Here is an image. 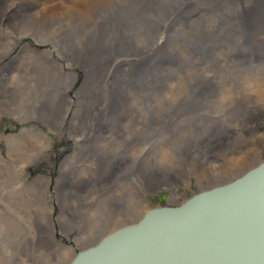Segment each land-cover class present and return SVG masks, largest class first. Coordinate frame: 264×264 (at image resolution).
<instances>
[{"label":"rangeland","instance_id":"1","mask_svg":"<svg viewBox=\"0 0 264 264\" xmlns=\"http://www.w3.org/2000/svg\"><path fill=\"white\" fill-rule=\"evenodd\" d=\"M21 1L19 6L25 2ZM114 1L112 0L113 5L127 6L128 0H116L115 4ZM229 1L197 0L196 3L194 0L195 7L191 6L192 3L190 8L179 11L180 13L176 11L178 18L172 16L173 19L168 15L158 20L152 16L146 27V30H150L153 24L152 36H146L151 43L145 51L148 49L147 52L152 53L166 44L177 27L186 26L183 33L189 32L190 19L199 14L211 16L218 5L221 8L223 5L229 6L234 0ZM234 2L239 3L241 0ZM28 6L27 2L23 5L25 10L21 11L19 20L23 19L15 20L9 27L4 26L6 18L0 20V87L4 88L0 96H4L9 110L16 107L12 112L15 117L33 115L35 118L21 122L11 114H0V134L11 136L5 142L0 139V264H65L71 255H75L76 250L87 245L93 246L105 234L139 218L145 210L167 203L169 192L165 186L163 189H156L153 194L149 193V185L155 178L154 171L163 165L167 166V171L181 176L179 179L183 182L177 185V191L182 201L192 194L191 191L231 181L245 168L264 159V116L258 114L262 122L260 131H257L261 135L259 138L242 130L244 143L241 142L240 146L246 148L244 150L250 154V160L239 161L238 148L234 146L237 140L234 127L243 125L247 116L259 108L264 102V95L252 94L243 87L234 89L230 97L228 87L213 91L220 75L215 66L217 59L214 56L203 59L202 56L206 53L200 55L195 51L194 40L188 41L190 44L186 43V53H181L178 47L168 49L166 55H170L172 60L167 59V62L173 67L166 68L162 65L160 68L151 66L146 69L140 78L152 75L154 88L152 90L149 85L146 86L147 89L145 87L134 92L142 98L140 101L120 97L128 92H122L118 88L113 75L116 70L125 68L124 62H118L120 56H116L120 54L117 46L113 45L108 52L115 54L108 56L107 67L103 68L105 75H99L100 78L103 77L99 90L103 96L117 100L113 104L115 110L111 112L106 105L103 118L98 116L94 121L88 118L89 131L76 137L68 130L82 127L81 123H77L76 117L83 118V113L78 112L76 115L77 112H73L76 107L80 109L81 106L77 102L76 87L79 88L85 82L83 70H86L89 57L84 59L85 68L82 52H78L79 63L73 65L72 60L71 68L65 63L72 57L68 49L74 43L77 32H85L89 25L76 23L73 16H65L69 12H61L58 17L67 19L59 29L53 30L54 34L51 36L40 33L41 38L34 41L35 31L26 26L35 23L37 17ZM7 8L6 4L3 5L0 17L7 13L13 15L10 13L12 10ZM204 8H208L207 12ZM215 16L214 13L212 17ZM180 20L183 23L180 24ZM12 25L18 27L15 29ZM124 26L132 27L127 23ZM130 41V46L133 43L139 44L134 37ZM27 45L29 46L26 47ZM51 45L54 49L58 48L54 50ZM64 52L67 54L64 55ZM258 53L262 56L264 48L259 49ZM29 55L33 56V68L36 69L32 73L35 77L30 83L32 88H29V81L26 79L30 71H26L23 58ZM243 55L240 54L242 58L247 56L244 59L247 64H239L241 61L234 63L239 66V78L256 77L257 70L248 62L253 64V61L259 59L263 61L264 57ZM236 56L242 60L239 55ZM262 75L264 76L263 73ZM96 80L98 81L97 78ZM180 81L183 86L172 87L174 89L169 95L162 98V95L170 91V85L177 82L180 84ZM199 81L202 85L205 84L203 87L206 86V91L200 93L201 97H205L202 103L195 102L193 92L194 84H200ZM111 91L118 93L111 94ZM57 102L61 104L56 105ZM140 106L149 108L148 115L152 125L146 123L143 134L139 131L127 133L126 138L117 141L125 139L121 142L122 148L108 149L116 143L108 142L110 134L120 136V132L127 131L126 126L138 125L139 118L136 115L142 110ZM32 126L41 129L48 140L41 137ZM53 126H59V130ZM85 127L88 128V124ZM218 133L224 139L229 137L225 140L228 142L227 147L215 148V144L209 151H195L190 149L191 146L186 148L190 138L208 141ZM13 142L15 145L12 147ZM27 144L33 146V150ZM195 147H198L197 144ZM252 147L256 149L252 150ZM8 148L13 149L10 167L6 164L10 155ZM36 150H41L40 155L35 153ZM32 159H35V163L29 164ZM207 160L210 163H206ZM104 163L106 173L101 177L100 168ZM59 166L64 168L60 170ZM41 175L43 177L39 178ZM55 244L60 247H55Z\"/></svg>","mask_w":264,"mask_h":264},{"label":"bare ground","instance_id":"2","mask_svg":"<svg viewBox=\"0 0 264 264\" xmlns=\"http://www.w3.org/2000/svg\"><path fill=\"white\" fill-rule=\"evenodd\" d=\"M115 1H114V4H115ZM193 1L194 0H128L127 6L126 4L120 5L119 3L118 4L120 6L118 5L116 6L112 4V0H25V2H27V5H29L28 7L33 10L34 16L37 17L35 23L32 22L31 24L26 26L29 29L35 31V34L33 35L34 41L41 38L40 33H45L44 35H47V36L53 35L54 34L53 30L57 31V29H59L62 23L67 19V17L65 16L71 15L75 18L76 23H86L89 25V28L85 32H77L74 43H72L71 47L68 49V52L71 54L72 57L69 58L67 62L65 63V65L68 68L72 67V63H71L72 60H73V65L76 64L77 62L79 63L78 59L80 58H78V56L80 55H78V52H82L83 53L82 63L84 65L83 68H85L84 59L86 57H89V61L86 65V70H83V72L85 73L83 81L85 82L81 83L79 88L76 87L77 93H78L77 102L78 104L80 102L81 106H80V109L75 106L76 110L73 112V114L77 112L76 115H78V112L83 113L84 115L83 118L78 117V116L76 117V120L78 121L77 123L78 124L81 123L82 127H80V129L74 127L73 129L68 130L70 133L71 132L74 133L77 137L79 134H84L86 131H89L90 129L89 121L90 120L88 121V118H91L93 121L96 120L98 116L103 118L106 105H107V108L111 112L115 110V106L113 104H115L114 102L117 100L113 99L114 98L113 95H112L113 98H108V96L106 95L103 96L102 92L99 90V87L101 86V79L103 78L102 76L105 75V73L103 72L104 71L103 68L107 67L106 63H108L107 62L108 56H113L115 54V53L112 54L108 52V50L111 51V47H113V45L117 46L118 54H120L116 56V57L120 56L118 58V62L119 63L124 62L123 67L125 68V69L121 68L115 71L113 75V81L118 86V88L120 87L119 89H121L122 92H128V94L124 96L119 94L121 95L120 97H125L126 100L132 99L133 101H140L142 98H140V96H138V94L134 92L142 88H145L146 86L149 87V85H151L149 88L153 90L154 80H153L152 75L148 74L144 78H140L145 73L146 69L150 68L151 66H159L160 68L162 65H164V67L166 68L167 66L171 67L172 65L168 64L167 62L168 61L167 59L172 60L170 55H166L168 52V49H171L173 47H176V48L178 47L181 53H186V49H185L186 43L188 41H193V40H194L193 42L196 41L195 42L196 45L194 46L195 51L197 50L200 53V55H203L204 53H206L205 56H202L203 59L207 57H213V56L214 58L217 59L215 66L219 70L220 75H219V81H217V84H216L217 86L215 85L216 87L213 91L228 87V96L230 97L234 89L239 90L241 87H243L244 90H250L252 94L254 92V93H262V95H264V91H263L264 76L262 75V73L264 74V60L261 61V59H259V61L258 60L253 61V64L248 62L253 68L257 70V76L252 77L250 79L249 78L240 79L238 76L239 66L234 64L237 61H241V63L239 64H243V65L247 64L245 63V60H244L247 57V56L244 57L245 54L246 55L250 54V57L255 56L256 58H262V56L264 57V54L260 56L258 53L259 49L264 48V0H241V2L239 3L234 2L235 0L234 1L232 0L233 4L232 3L231 5L228 4L229 6L223 5V7L221 8V6L218 5L219 8L217 6L218 9L216 8L217 10L215 9V12H213V14L214 13L216 14L214 18L212 17L213 14L211 16H207L206 14H203V15L199 14L195 18L191 17L192 18L190 19L191 28L189 32L183 33L184 29H186V26L181 27V28L177 27L176 29H174V32H172V34L170 35V38L166 40L167 41L166 44H164L160 48H157V50L152 51V53L147 52L148 49L145 51V49L147 48V45L151 43L150 40L146 38V36L147 37L152 36V25L153 24H151L150 30H146V27L150 23V20H152L150 18L152 16H155L157 17V19L158 18L161 19L163 17L164 18L168 17V15L169 16L171 15L170 17L175 16L176 18H178L177 15L178 13H180L179 11L186 10L188 7L190 8V5L193 3ZM225 1H228V0H225ZM21 2H22L21 0H0V14H2L3 5L5 4L8 7L7 10L11 9L12 12L10 13H13L12 16L8 15L7 13V15H2L4 17L2 16H1L2 18L0 17V20L6 18L7 23L4 24L5 28L9 27L11 23H14L15 20H19L21 16V11L25 10L23 8V5L25 2L23 3V5L19 6ZM216 2H217L216 4H218V1ZM196 3H197V0H196ZM201 5H203V3ZM204 5L206 4L204 3ZM191 6H194V3ZM207 9H205L206 12H207ZM61 12L63 14L69 12V14L62 16L65 18H59L58 16L61 14ZM139 22L141 23L139 24ZM125 23L130 24L132 27L126 28L124 26ZM153 23L155 25V22ZM165 23H168V22L166 21ZM178 23L176 22V24ZM181 23H183L182 20H180V24ZM12 27L13 28L15 27L16 29L18 25H15V26L12 25ZM201 27L202 29H200ZM48 28L50 29L49 32H48ZM198 30H200V32ZM125 33L126 35L124 36ZM192 34H195V35L197 34L199 36L197 37ZM83 36L85 37L84 39H83ZM191 36L192 38L190 39ZM133 37L138 40L139 44L133 43L130 46V42H131L130 40ZM163 37H166V35H164ZM234 43L235 45H233ZM28 46L29 45H27L26 47ZM57 48L58 46L56 47V49ZM77 48H81V49H77ZM244 49L246 50L244 51ZM192 50L194 51L193 47H192ZM66 54L67 53L64 52V55ZM240 54L242 55L244 54L243 55L244 58H242ZM231 55L232 56L235 55V56L232 57ZM236 55H239L242 58V60L238 59ZM32 57L33 56L31 55H29L28 57H23L25 69L26 71H30L29 74H27L26 76V79L29 81V88H32L30 87V83L33 82L32 79L35 78L32 75V73L36 72V69L33 68L35 67V65L32 63L33 62ZM189 69H192V68H189ZM255 74H256V71H255ZM99 75H102L101 78L99 77ZM96 78L98 79V81L96 80ZM1 81H2V77H0V82ZM96 81L99 84H97ZM199 83L200 84H197V83L194 84L193 92H195V102L200 101V103H202L205 101V97L204 95L203 97H201L200 93L203 91H206V88H205L206 86L203 87V85L205 84L202 85L200 81ZM179 85L183 86L182 81H180V84L179 82H177V84L175 85H170L169 86L171 87V89L169 88L170 91L168 90L169 91L168 93L162 95V98L167 97L169 95L171 90L174 89L172 87L179 86ZM110 87L112 86L110 85ZM147 87L145 89H147ZM3 89L0 87V95L3 94ZM149 91L148 93L150 94L151 91L150 92ZM114 92L116 91H113V93ZM113 93L111 91V94ZM10 94L11 93H9V95ZM3 97L0 96V114L7 113L15 117V115H13L12 112L15 111L16 107H14L12 110H9L7 105L5 104V98ZM59 104L61 103L57 102L56 105H59ZM141 108L142 110L138 112L136 115L139 118L137 119L138 125H131L129 127L126 126L125 128L127 129V131L120 132L121 133L120 136L110 134L111 137L108 140V142L109 143L116 142V143L112 146H109L108 149H111V147L112 148H116V147L122 148L121 142H123L125 139L121 142H117V141L127 136V133L130 132L131 134L132 131H139V132H142L143 134L146 131L145 130L146 128L144 127L145 124L149 123L150 125H152L151 118L148 115L149 108H143V107ZM258 114L261 117L264 116V102L261 103L259 108H257L250 116H247V118L242 122L243 125L241 124V125L234 127L237 133V138H236L237 140H236V143H234V146L238 148L237 154L239 155L238 156L239 161L250 160L251 158L250 154L248 152H245L244 149L246 148H242L240 146L242 143H244V140L242 138V130H245L246 132L251 133L252 135L255 134L256 139L261 136L260 132H257V131H260L262 127V122ZM15 118H17V120L21 122H28L30 121L31 118H34V116L24 115V116H19ZM86 124H88V128L85 127ZM29 127H31V125ZM32 127L35 128V130L37 129L36 131L41 137L45 138V140H48L44 136V134L41 132V129L35 126H32ZM53 127L56 128V130L57 129L59 130L58 128L59 126H53ZM39 135L37 136L39 137ZM219 135L221 134L218 133L214 135L208 141L199 140V139L192 140L190 138L186 148H189L191 146L190 149L192 150L194 149L195 151H197L198 149H201V150L204 149V151L205 150L209 151L213 148L215 144H216L215 148H222L225 146L227 147L228 142H226L225 140L228 139L229 137L224 139L223 138L224 136H219ZM10 137H11L10 135L0 134V139H2L4 142ZM196 144L198 147L194 148ZM14 145L15 144L13 142L12 147ZM27 147L32 148L33 150V146H30L29 144H27ZM254 149H256V147H252V150ZM9 150L10 149L8 148V151ZM12 152H13V149L10 150L9 152L10 155H8L7 160H6V164L9 167H10L9 161L12 162L11 160L13 159L12 157L13 155H11L13 154ZM35 153L40 155L41 150H36ZM263 161L264 159H262L257 164H253L251 167L245 168L240 173V175L234 178L233 180L242 177L243 175H245L251 170L256 169ZM34 163H35V159H32L29 162V164H34ZM206 163H210L209 160H207ZM109 164L111 166L110 162ZM204 165L206 164L204 163ZM101 167L102 168H100V173H102L101 174V177H102L106 173L105 163ZM59 168L61 170L64 168V166H59ZM167 170H168L167 166L163 165L162 167L154 171L155 178H153V182H151V184L149 185V190H150L149 193L150 194L152 192L155 193L154 191L156 189L160 190V188L163 189V186H165L166 190L169 192V197H168L169 201L167 202L166 205H170V206L180 205L187 198L186 197L185 199L180 201V197H179L180 195L177 191V185L182 183L183 180L181 178L179 179V177L181 176H177L176 174H173L172 172L167 171ZM95 174L93 175V178ZM40 177L42 178L43 176L41 175L39 176V178ZM233 180L220 183V184H215V185H207L203 187L202 189H209L214 186H220L225 183L232 182ZM251 193H252V196L256 198L261 196V194L258 196H254V194L255 195L259 194V191H255V190H252L250 193L248 191L244 196L249 197V194ZM140 217L141 216H139V218L135 219L134 221L125 223L124 225L135 223L136 221L140 219ZM57 246L58 245L55 244V247ZM87 247L88 245L86 247L80 248L79 250L85 249ZM71 256L72 257L65 264H71L73 262L75 255H71Z\"/></svg>","mask_w":264,"mask_h":264},{"label":"water","instance_id":"3","mask_svg":"<svg viewBox=\"0 0 264 264\" xmlns=\"http://www.w3.org/2000/svg\"><path fill=\"white\" fill-rule=\"evenodd\" d=\"M259 191L254 196L244 195ZM155 205L71 264H264V161L240 178Z\"/></svg>","mask_w":264,"mask_h":264}]
</instances>
